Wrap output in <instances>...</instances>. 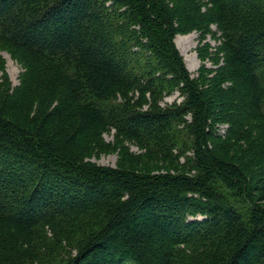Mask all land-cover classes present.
<instances>
[{"label": "trees", "instance_id": "16d2710c", "mask_svg": "<svg viewBox=\"0 0 264 264\" xmlns=\"http://www.w3.org/2000/svg\"><path fill=\"white\" fill-rule=\"evenodd\" d=\"M0 47V264H264V0H0Z\"/></svg>", "mask_w": 264, "mask_h": 264}, {"label": "rangeland", "instance_id": "374dc122", "mask_svg": "<svg viewBox=\"0 0 264 264\" xmlns=\"http://www.w3.org/2000/svg\"><path fill=\"white\" fill-rule=\"evenodd\" d=\"M212 30H215V26L212 27ZM199 38H200V33L194 31L186 35H177L175 39L176 45L179 48L180 52L182 53L185 62L187 64V67L193 74L196 73L197 69L202 63L197 52V46L199 45ZM206 41L210 42L212 45L218 44V42L213 39L211 34H207L206 40H204V42ZM0 54L5 61L6 71L10 77L12 86L17 85L19 83L20 75L23 71L21 64L11 54L10 50L6 47H0ZM207 64L211 65V62H207ZM176 96H177L176 94L173 96H168L165 102H169V103L173 102L176 99ZM104 138L107 142H111L112 144H114L115 142L114 131H109L104 133ZM129 146H130V150L135 153L141 151L134 143H130ZM119 155H120L119 148L118 149L115 148L107 152H103L98 156H94L92 160L101 165L115 166L118 162ZM261 204L264 207V201L260 202V205Z\"/></svg>", "mask_w": 264, "mask_h": 264}]
</instances>
